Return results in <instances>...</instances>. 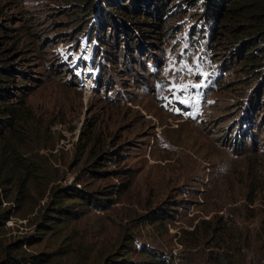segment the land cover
<instances>
[{
  "label": "rangeland",
  "instance_id": "1",
  "mask_svg": "<svg viewBox=\"0 0 264 264\" xmlns=\"http://www.w3.org/2000/svg\"><path fill=\"white\" fill-rule=\"evenodd\" d=\"M174 1L184 11L168 22L171 33H150L138 48L107 32L108 22L100 31L111 43L105 52L93 31L103 28L98 9L106 1L0 0L4 51L21 72L11 94L22 93L35 114L30 133L41 123V140L22 148L44 155L49 169L28 189L0 184V210L8 209L0 264L32 255L38 262L26 264H121L126 250L130 260L147 258V247L174 264H264V96L256 105L263 112L250 104L263 77L237 63L241 33L213 35L195 4ZM101 151L107 158L96 160ZM125 182L106 208L84 203L52 227L40 224L53 186ZM157 215H165L161 223L147 221Z\"/></svg>",
  "mask_w": 264,
  "mask_h": 264
},
{
  "label": "trees",
  "instance_id": "2",
  "mask_svg": "<svg viewBox=\"0 0 264 264\" xmlns=\"http://www.w3.org/2000/svg\"><path fill=\"white\" fill-rule=\"evenodd\" d=\"M107 2V7L99 6L98 16L99 24L102 29L94 28V36H99L98 43L101 45L103 51L107 52V45L110 42H105L104 37L100 31H107L105 25L110 22L108 31L114 30L116 33H122L128 36L132 42L138 44V48L143 43H150L148 39L154 37L150 33L158 34L155 37L158 40L162 39V35H167L174 30L173 24H168L171 18L182 15L184 9L175 3L174 0H101ZM195 4L197 10L196 14L205 18L210 23L212 34H222L227 37L236 38L238 43V56L241 66L246 67L248 73L259 72V75L264 80V0H189ZM171 2V3H170ZM0 12L2 6L0 5ZM93 12V11H92ZM108 13V16L106 14ZM91 15V12L89 13ZM142 25L145 29H143ZM173 29V30H172ZM219 29V30H217ZM3 28L0 27V138L2 139V146L0 149V184L3 182L17 181L19 186H24L28 189L32 180L37 178V183H42L40 177H46L48 172L47 161L44 155L27 154L23 151L22 146L30 145L34 141L41 140L40 138V120L35 121L34 131L30 124L35 119V114H32L30 108L27 106L24 95L11 94V89L16 87L17 77L21 74L18 68L14 67V63L9 61L8 54L4 51L5 35ZM199 34V28H196ZM195 32V33H196ZM245 34H251L246 36ZM261 35V36H258ZM120 36V35H119ZM123 37V36H122ZM119 44L126 46L128 42L126 38L120 39ZM211 46L215 49L214 45ZM111 51H109V54ZM105 59H109L115 63V57L104 55ZM262 94V95H261ZM13 97L10 99V97ZM264 96V85L262 89H257V94L251 97L250 104L253 108L260 104L259 100ZM258 109L255 114L260 113L263 109ZM263 112V111H262ZM91 130L82 131L79 142L81 144L80 153L89 147L91 140ZM28 132V133H27ZM27 135L25 136V134ZM21 139V140H18ZM101 151L96 155L97 159H106L105 154ZM94 160V159H93ZM92 161V165L97 163V167H104L107 163L103 161ZM129 177L132 171L129 169L122 170ZM91 172L96 175L113 174L118 171L115 169L108 170L106 168H90ZM129 186V182L123 184H114L112 187H103L95 190H86L80 188L76 183L53 186L48 201L47 222L40 224L46 227H52L58 220L62 221L69 216L79 214L81 208L80 204L89 203L97 208H106L112 203L113 195L117 192L125 191ZM67 202H63L65 199ZM8 212L0 210V218ZM168 213V212H167ZM165 215H157L155 219L148 217V222L161 223ZM127 247H132V238H129ZM143 250V255L147 258H140L137 260H130L128 258L129 250L118 258L121 264H174L170 258L163 256V254L156 248L147 247ZM34 255L30 258H16L11 256L5 260V264H26L27 262L37 263L38 260H33Z\"/></svg>",
  "mask_w": 264,
  "mask_h": 264
}]
</instances>
